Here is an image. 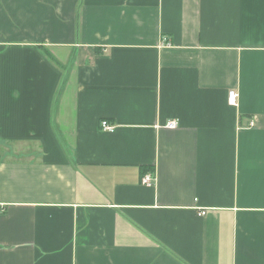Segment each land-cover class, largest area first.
Listing matches in <instances>:
<instances>
[{"label":"crops","instance_id":"0c3cea01","mask_svg":"<svg viewBox=\"0 0 264 264\" xmlns=\"http://www.w3.org/2000/svg\"><path fill=\"white\" fill-rule=\"evenodd\" d=\"M0 264H264V0H0Z\"/></svg>","mask_w":264,"mask_h":264},{"label":"built area","instance_id":"2783aa9c","mask_svg":"<svg viewBox=\"0 0 264 264\" xmlns=\"http://www.w3.org/2000/svg\"><path fill=\"white\" fill-rule=\"evenodd\" d=\"M236 98H237V92L235 89H231L229 91V94H228V101L231 105H235L236 104ZM251 126L253 125V122L251 121ZM102 126L105 130H108V131H112L114 129V126L109 124L107 121H102ZM168 127H171V128H174L177 126V123L175 120L173 121H170L168 124H167ZM155 180V175L154 173H145L143 176H142V183H145V184H152L153 181ZM206 211L205 210H202L201 211V214H205Z\"/></svg>","mask_w":264,"mask_h":264}]
</instances>
